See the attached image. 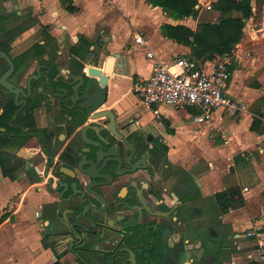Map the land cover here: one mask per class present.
I'll list each match as a JSON object with an SVG mask.
<instances>
[{"label": "flooded vegetation", "instance_id": "obj_1", "mask_svg": "<svg viewBox=\"0 0 264 264\" xmlns=\"http://www.w3.org/2000/svg\"><path fill=\"white\" fill-rule=\"evenodd\" d=\"M7 2L0 1V169L4 160L16 180L23 174L40 184L48 200L37 219L55 261L239 264L230 243L224 259L218 214L206 215L189 169L171 156L169 121L150 112L145 123L142 111L105 107L109 89L105 102L86 105L84 87L66 82L87 81L91 60L64 58L52 31L18 44L32 16Z\"/></svg>", "mask_w": 264, "mask_h": 264}, {"label": "crops", "instance_id": "obj_2", "mask_svg": "<svg viewBox=\"0 0 264 264\" xmlns=\"http://www.w3.org/2000/svg\"><path fill=\"white\" fill-rule=\"evenodd\" d=\"M215 1L199 0L196 14L180 19H174L149 0H8L7 3L11 2L9 6L20 11H48L53 18L46 20L43 14L38 16L46 25L55 23L52 34L59 36L61 52L68 44L73 55L84 56L94 50L95 59L90 64L101 68H104L107 57L121 54L119 59L113 57L116 73L109 76V96L105 107L120 113L142 111L145 123L150 119V112L161 121H169L172 133L164 134L171 145V156L189 169L191 190L198 196L200 204L207 208L206 215L218 214L217 230L223 249L226 248L224 259L229 257L227 245L230 243L236 248L234 260L243 264L247 260H259L262 256L258 240L247 236L246 231L260 228L264 232V2L251 1L252 16L246 20L241 40L229 53L232 64L226 93L245 103V112L232 114L218 108L212 121L199 123L195 121L199 108L148 105L132 90L135 81L146 79L152 71L155 59L147 55L149 50L162 61L189 57L200 68L210 69L209 62L215 58L196 59L192 47L165 35L162 25L184 24L197 31L203 13L216 11L219 14L217 19L223 14L213 7ZM209 4L212 6L210 9L207 8ZM238 14L233 12V15ZM139 34L147 40L146 52L140 48L144 46L136 41ZM27 35V32L21 34L17 43H22ZM81 38L89 42L87 47ZM74 48L79 52H74ZM188 119L193 122H188ZM253 124L261 130L254 129ZM16 184L15 178L0 169V264H44L45 257L32 258L28 241L22 248H17L14 243L11 246L13 238L6 229L7 221L1 218V209L19 191ZM29 187L35 189L40 184H29ZM222 191H229L233 199L227 210L220 208L215 196ZM38 193H43L38 197L40 209L48 198L44 192ZM38 209H33L34 218ZM53 258L56 262L54 255Z\"/></svg>", "mask_w": 264, "mask_h": 264}, {"label": "built area", "instance_id": "obj_3", "mask_svg": "<svg viewBox=\"0 0 264 264\" xmlns=\"http://www.w3.org/2000/svg\"><path fill=\"white\" fill-rule=\"evenodd\" d=\"M211 7L207 5V8ZM136 41L142 46L147 45L143 34L137 35ZM147 55L155 59L152 71L149 77L135 81L132 87L146 104L199 108L200 113L195 115V121L199 123L212 121L218 108L232 114L247 110L245 103L226 93L232 64L229 54L220 55L209 62L208 70L196 68V63L189 57H177L174 61L166 62L160 60L152 50ZM223 137L226 138L225 135ZM246 235L258 240L264 264V232L260 228L249 229Z\"/></svg>", "mask_w": 264, "mask_h": 264}, {"label": "trees", "instance_id": "obj_4", "mask_svg": "<svg viewBox=\"0 0 264 264\" xmlns=\"http://www.w3.org/2000/svg\"><path fill=\"white\" fill-rule=\"evenodd\" d=\"M68 1V0H67ZM199 0H149L154 6H160L164 11L174 19H180L185 16L196 14V5ZM252 0H217L213 3L216 10H221L223 13L216 21H203L197 31L191 29L184 24L162 25V30L165 35L173 38L179 43L190 45L192 47L193 56L196 59H213L216 55L229 54L233 51L234 46L239 43L243 36V29L246 20L252 16ZM263 1L264 0H260ZM74 10V7H71ZM238 12V15H233V12ZM84 45L87 47L89 42L81 38ZM74 52H79L74 48ZM260 123V122H259ZM252 127L260 131L256 124ZM6 164H2L3 172L11 175L6 170ZM217 202L222 210H227L232 204V197L229 191L216 193ZM238 206L237 204H234ZM53 264H59V261Z\"/></svg>", "mask_w": 264, "mask_h": 264}, {"label": "rangeland", "instance_id": "obj_5", "mask_svg": "<svg viewBox=\"0 0 264 264\" xmlns=\"http://www.w3.org/2000/svg\"><path fill=\"white\" fill-rule=\"evenodd\" d=\"M33 13H36V12H34L33 10L32 12H30V14L32 15V19H31V22L27 23V25L30 24L29 25L30 29H28L27 33L31 32L32 36L33 35L39 36L42 31H45L46 33H48V35L49 33L51 34L50 31L54 30L55 23L53 22L47 25L44 24L39 19L38 14H43L42 15L43 19L45 16L46 20L53 18L52 15H48L49 12L45 10L41 11L40 13H36L35 15H33ZM218 16L219 14L216 11L215 12L214 11L205 12L200 17V21L203 22V21L216 20ZM185 17H189V16H185ZM57 18L59 20V17ZM55 37L59 39V36H55ZM69 48L70 47L68 44L63 49L62 55L64 58H67L69 56H72L73 58L75 57L69 51ZM140 48L144 49V52H146L147 50L145 46L140 47ZM95 50H98L97 47L95 48ZM94 52L95 51L92 50L86 53L83 56V58L89 59L93 62V59H95ZM188 122L192 123L193 121L188 119ZM3 163L6 164L7 166L6 170L8 173H10V169L8 168V164L6 163V161L3 160ZM17 177L18 179H17L16 187L19 191L17 190L18 193L13 195L10 198V201L7 203V205L1 209V212L3 213L1 218L7 221L6 229L8 228L13 238L11 246H13V243H14V245L17 248H22L25 246L26 241H28L27 243L29 244L31 248L30 252L32 253V258L43 256L46 258V262L44 264H51L52 262H54L53 255L51 254L49 250L46 249L45 240L44 238H42L44 231L39 223L40 220L37 219V217L34 218V215H33V209L35 208L38 209V206H39L38 197L40 195H43V193H38L39 192L38 187H36L35 189L33 187L31 188L29 187V183L31 180H28V179L30 177L33 178L32 176H26V175L21 174V175H18ZM193 188L196 189L197 187L193 185ZM24 192L27 193L26 200H25L26 193ZM24 201H26V204H24ZM25 237L27 239H24ZM251 261L254 264H263L261 257H259V260L257 259V260H251Z\"/></svg>", "mask_w": 264, "mask_h": 264}, {"label": "water", "instance_id": "obj_6", "mask_svg": "<svg viewBox=\"0 0 264 264\" xmlns=\"http://www.w3.org/2000/svg\"><path fill=\"white\" fill-rule=\"evenodd\" d=\"M120 56V53H114L112 57H107L104 68L98 67L97 65H91L88 69L89 76L87 81L84 80V75H80L82 78L80 85H75L76 80L66 82V84L69 85L73 91H75L76 88L80 90L82 86L84 87L85 93L82 96V99L85 101L86 105L102 104L107 100L109 76L116 73V68L113 67V57L119 59ZM190 60H193V58H190ZM116 67L119 66L116 65ZM195 67L198 68L199 66L196 64Z\"/></svg>", "mask_w": 264, "mask_h": 264}]
</instances>
